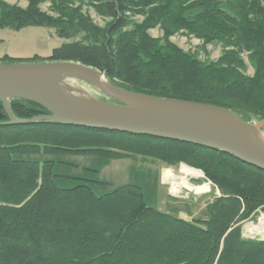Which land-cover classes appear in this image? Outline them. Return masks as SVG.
<instances>
[{"label":"trees","instance_id":"trees-1","mask_svg":"<svg viewBox=\"0 0 264 264\" xmlns=\"http://www.w3.org/2000/svg\"><path fill=\"white\" fill-rule=\"evenodd\" d=\"M27 1L21 8L0 0L1 30L48 28L60 39L84 34L85 42L64 44L46 59L5 56L0 64L79 63L130 92L220 107L250 124L264 120V0H85L111 20L105 28L69 8L73 0ZM46 3L57 17L41 11ZM156 28L162 39L150 37ZM181 32L219 42L225 52L202 62L170 43ZM245 53L252 77L244 74ZM10 108L19 121L50 115L23 100H11ZM128 141L139 146L122 144ZM129 151L203 170L221 191L207 220L151 208L134 185L102 196L88 185L105 184L97 181L60 189L56 161L48 159L113 160ZM259 209L264 172L225 153L56 123L16 126L0 101V264H264V242L244 238L241 227Z\"/></svg>","mask_w":264,"mask_h":264},{"label":"water","instance_id":"water-1","mask_svg":"<svg viewBox=\"0 0 264 264\" xmlns=\"http://www.w3.org/2000/svg\"><path fill=\"white\" fill-rule=\"evenodd\" d=\"M101 76L72 62L0 64V101L12 125L56 123L190 144L225 153L264 172V141L257 136L264 120L254 126L220 107L130 92ZM60 79L85 82L113 102L71 95L58 86ZM11 100L36 104L50 115L19 121L11 111Z\"/></svg>","mask_w":264,"mask_h":264},{"label":"rangeland","instance_id":"rangeland-1","mask_svg":"<svg viewBox=\"0 0 264 264\" xmlns=\"http://www.w3.org/2000/svg\"><path fill=\"white\" fill-rule=\"evenodd\" d=\"M3 1L10 5H18L21 8H26L28 6L27 0ZM69 8H79L81 14L89 17L92 23L98 28H105L111 22L110 19L102 18L97 15L94 9L91 8L89 3L85 0H73ZM40 9L42 12L53 17L58 16L53 12L51 3L41 5ZM142 21L143 18L135 19L136 23ZM130 29L131 28L128 30ZM149 35L152 38H163V32L160 28L151 30ZM84 38V34H79L71 39H60L54 29L48 28L30 27L19 32L9 29H0V59L5 56L13 59H30L35 55L46 59L49 58L53 50L60 48L62 45L78 41L85 42ZM169 41L183 52L194 55L199 60L206 63L218 61L225 52V48L221 43L214 42L206 44L186 32L175 35L170 38ZM242 57L246 64V71L244 74L252 77L254 75V67L248 59V54L245 53ZM40 63L46 64L53 62ZM102 75L105 77L104 74ZM63 80L64 79H62V82L64 83L65 89L77 97L81 98L86 95L85 98L87 99L111 102V100L106 98L101 92L85 82L74 79ZM105 80L110 83L106 77ZM259 122L261 121H255L251 124L255 126ZM263 129L261 134L264 136ZM122 144L127 147L139 146L138 142L130 141ZM111 151L117 152L114 150ZM120 154H122V157L113 160L90 155L55 156L48 159L56 161L54 168V174L56 175L55 184L60 189H73L81 185H86V183H88L86 181H97L105 184L88 183V185L93 188L97 195L102 196L121 186L134 185L142 190L145 202L149 207L186 220L206 221L208 218L209 206L217 198L221 197L220 189L206 176L203 170L192 167L183 161L174 163L157 157L133 154L131 151ZM43 160H45V158L35 159V161ZM182 166L190 167L202 173L203 177L192 178L190 179V183L197 187L208 184L210 186L209 193L196 195L183 190L180 195H173L171 193V181H175L181 176ZM212 186H214L216 190L213 189ZM262 218H264V209H259L256 214H253L250 218L241 223L244 238L264 242L262 236L252 235L247 229L249 224L259 225Z\"/></svg>","mask_w":264,"mask_h":264},{"label":"bare ground","instance_id":"bare-ground-1","mask_svg":"<svg viewBox=\"0 0 264 264\" xmlns=\"http://www.w3.org/2000/svg\"><path fill=\"white\" fill-rule=\"evenodd\" d=\"M101 80L105 81V78L103 76H101ZM57 84L64 91L71 94L69 91H67L65 89V86H64V83L62 82V79L58 80ZM71 95H73V94H71ZM85 97H86V95L84 97H81V98H85ZM251 130L253 131L252 128H251ZM257 136L260 140L264 141V136L261 133H258ZM199 177H203V174L200 173L199 171L193 170L187 166H182L181 176H179L178 179L175 181L170 180L171 181V193L173 195H176V196L180 195L183 190H186L187 192H190V193H194L196 195L209 193L210 186L208 184H203L202 186L197 187V186H194L190 183V179L199 178ZM170 181H169V183H170ZM247 229H248L250 234L256 235V236L259 235V236H262V238H264V218H262L260 220L259 225L249 224Z\"/></svg>","mask_w":264,"mask_h":264},{"label":"crops","instance_id":"crops-1","mask_svg":"<svg viewBox=\"0 0 264 264\" xmlns=\"http://www.w3.org/2000/svg\"><path fill=\"white\" fill-rule=\"evenodd\" d=\"M167 171V170H166ZM168 179H169V177H168Z\"/></svg>","mask_w":264,"mask_h":264}]
</instances>
